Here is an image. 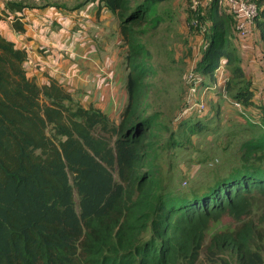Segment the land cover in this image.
I'll use <instances>...</instances> for the list:
<instances>
[{"label": "trees", "instance_id": "obj_1", "mask_svg": "<svg viewBox=\"0 0 264 264\" xmlns=\"http://www.w3.org/2000/svg\"><path fill=\"white\" fill-rule=\"evenodd\" d=\"M98 1L118 18L126 48V102L118 121L93 104L84 107L54 79L39 85L28 77L26 51L0 34V264H263V123L207 182L162 185L151 170L158 156L154 129L162 123L149 98L156 88L162 92L156 83L164 71L150 60L152 48L166 47L155 39L165 0ZM252 1L258 12L244 37L222 0L187 8L191 34L202 35L193 67L202 80L197 94L205 86L208 92L202 114L178 117L180 128L207 129L218 115L222 123L220 101L240 104L234 107L243 111L240 124L260 125L246 119L264 117V104L256 114L248 111L255 90L243 69L242 56L250 53L264 67V0ZM25 7L1 0L0 21ZM13 26L23 29L17 20ZM218 68L223 83L214 88ZM182 86L180 108L185 76ZM229 146L222 147L225 155ZM223 216L234 226L208 237Z\"/></svg>", "mask_w": 264, "mask_h": 264}, {"label": "crops", "instance_id": "obj_2", "mask_svg": "<svg viewBox=\"0 0 264 264\" xmlns=\"http://www.w3.org/2000/svg\"><path fill=\"white\" fill-rule=\"evenodd\" d=\"M21 1L28 7L1 20L0 34L26 51V75L39 85L54 79L84 107L93 104L118 118L126 102V48L116 15L98 0ZM16 20L21 31L13 26ZM242 57L245 76L255 90V104L248 111L256 114L264 104V67L251 53ZM220 108L224 119L243 122L242 109L237 114L238 109L223 101Z\"/></svg>", "mask_w": 264, "mask_h": 264}, {"label": "rangeland", "instance_id": "obj_3", "mask_svg": "<svg viewBox=\"0 0 264 264\" xmlns=\"http://www.w3.org/2000/svg\"><path fill=\"white\" fill-rule=\"evenodd\" d=\"M47 1L55 3L60 0ZM189 6L186 0H165L159 6L158 13L165 20L159 27L161 29L156 32L155 39L163 41L162 44H166V47L152 48L154 51L150 60L159 65V71L160 69L164 71L160 75L162 80H158L156 83L157 86L161 87L162 92L157 93L156 88L152 98H149V110L152 113L158 112L161 121L159 122L162 123L160 128L154 129L158 140L156 151L158 156L156 160L157 166L151 170L157 174L162 185L166 181L172 182L175 180V186H181L182 188L207 182V180L214 176L217 167L224 168L221 166V162L227 156L235 154L241 141L244 138L257 134L258 128H262L261 124L263 123L264 125V117L255 119L248 113L246 115L249 116L246 119L256 120L260 125L255 128L250 125H243L236 120H231L230 116L226 119L222 116L221 123L218 115L213 119H209H212L211 123L206 122L208 125L207 129L202 128L200 131L190 133L180 128V125L176 123L179 113L177 110L178 107L180 108L183 89L182 78L187 75L188 66V69L194 67L202 41L201 33L192 35L189 30L188 21L190 16L187 10ZM193 46L194 49L192 54H190V50L188 49L189 47L193 48ZM168 50L171 54L167 53ZM170 55L178 60L175 64L170 63ZM181 60L186 64L188 63V66L185 65L184 67L180 63ZM210 105L211 103L208 101V106ZM212 109H215V106H212ZM242 115H245V113ZM112 118L118 121L117 116ZM228 123L231 124L228 125ZM227 134L229 135L228 138L226 137ZM176 139L181 141V146L174 142ZM169 141L171 144L168 145ZM226 145L232 147V152L225 155L222 147ZM184 182L187 183L184 185ZM251 218L259 224L258 214L254 213L251 215ZM233 226L234 222L232 219L229 216H223L219 221L211 223L208 237L215 231L230 229ZM262 230L264 233V226H262ZM227 256L230 257V255ZM233 264L236 263L233 262Z\"/></svg>", "mask_w": 264, "mask_h": 264}, {"label": "built area", "instance_id": "obj_4", "mask_svg": "<svg viewBox=\"0 0 264 264\" xmlns=\"http://www.w3.org/2000/svg\"><path fill=\"white\" fill-rule=\"evenodd\" d=\"M212 0H188L189 9L192 11H198L208 5ZM1 3V0H0ZM223 3L228 6L231 13L237 17L236 28L239 30V35L244 37L250 32L252 28L253 21L255 16L257 15V6L252 0H224ZM218 81L214 84V88L216 85L223 83L221 79L220 73L222 71L218 68ZM201 76L198 75L193 67L187 71V75L185 76L186 83V95H184L183 102L181 104V108L178 114V117L184 114H197L201 115L202 110L204 109V96L207 94V86L202 87V92L197 94L201 87ZM234 107L240 108L239 103H233Z\"/></svg>", "mask_w": 264, "mask_h": 264}]
</instances>
